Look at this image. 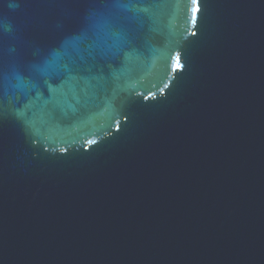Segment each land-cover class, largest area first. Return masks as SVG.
<instances>
[{
    "label": "water",
    "instance_id": "1",
    "mask_svg": "<svg viewBox=\"0 0 264 264\" xmlns=\"http://www.w3.org/2000/svg\"><path fill=\"white\" fill-rule=\"evenodd\" d=\"M125 3L0 0V264H264V0Z\"/></svg>",
    "mask_w": 264,
    "mask_h": 264
},
{
    "label": "snow or ice",
    "instance_id": "2",
    "mask_svg": "<svg viewBox=\"0 0 264 264\" xmlns=\"http://www.w3.org/2000/svg\"><path fill=\"white\" fill-rule=\"evenodd\" d=\"M105 4H111L116 8H125L129 4L125 0H104ZM130 2V0H129ZM193 4L197 0H192ZM84 37L86 38L89 33L94 35L95 40L89 46L88 58H82L80 66H64L62 74L67 77L65 83L75 80H100L103 78L104 65L107 60L118 55L123 50V45L126 43L123 33V25L119 16H116L111 11L107 13L94 14L89 17L83 25ZM112 40V44L107 48H100L96 46V40ZM59 70V65H54L53 62H48L44 68L38 69L41 74L47 75L51 69ZM83 73L84 75H80ZM49 90L55 94L56 89L49 86Z\"/></svg>",
    "mask_w": 264,
    "mask_h": 264
}]
</instances>
